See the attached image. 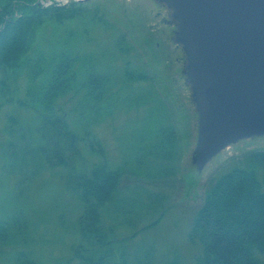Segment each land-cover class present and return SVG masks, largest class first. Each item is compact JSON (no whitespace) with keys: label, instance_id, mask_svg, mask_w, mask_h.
Returning <instances> with one entry per match:
<instances>
[{"label":"rangeland","instance_id":"374dc122","mask_svg":"<svg viewBox=\"0 0 264 264\" xmlns=\"http://www.w3.org/2000/svg\"><path fill=\"white\" fill-rule=\"evenodd\" d=\"M51 2L63 8L62 22L45 17L33 28L23 57L28 67L5 79L12 102L0 99V264L121 257L143 264L147 255L150 264L174 258L195 264L200 246L189 231L207 187L264 151V135L239 136L199 160L197 108L165 7L150 0ZM66 57L75 60V83L55 104L74 140L47 138L49 152L37 106L22 108L18 100L25 98L31 66L41 69V84ZM95 75L107 80L101 96L84 86ZM94 166L121 174L119 191L100 207V243L80 236L83 206L69 188ZM257 174L262 180L260 168Z\"/></svg>","mask_w":264,"mask_h":264},{"label":"trees","instance_id":"16d2710c","mask_svg":"<svg viewBox=\"0 0 264 264\" xmlns=\"http://www.w3.org/2000/svg\"><path fill=\"white\" fill-rule=\"evenodd\" d=\"M63 8H41L34 0H0V99L11 103L5 79L8 73L28 67L24 55L29 46L33 28L45 17L63 20ZM74 59L66 57L51 69L44 83L37 84L41 69L31 66L25 98L18 100L19 107L37 106L40 122V138L49 142L74 140L68 128V117L60 113L55 102L73 89ZM106 78L95 75L84 86L101 96ZM36 109V108H35ZM36 109V110H37ZM47 139V140H46ZM46 140V141H45ZM171 145V136L165 141ZM171 141V142H170ZM163 146L167 147V143ZM47 145V143H46ZM48 143L49 152L52 151ZM166 159L164 150H161ZM61 163V162H60ZM262 180L258 178V169ZM121 174L103 166H94L88 174L77 177L69 188L82 203L83 211L78 220L82 238L100 243L103 229L100 225V207L110 202L119 191ZM152 226V224H150ZM189 237L200 246L195 264H264V151L251 153L244 166H235L220 173L207 187L204 199L193 218ZM78 253L75 252V254ZM88 262L91 259L86 258ZM146 261V263H145ZM150 264L145 258L143 264ZM142 263V262H141ZM93 264H130L125 257L116 261H96ZM167 264H182L177 258Z\"/></svg>","mask_w":264,"mask_h":264},{"label":"water","instance_id":"95a60500","mask_svg":"<svg viewBox=\"0 0 264 264\" xmlns=\"http://www.w3.org/2000/svg\"><path fill=\"white\" fill-rule=\"evenodd\" d=\"M150 2L169 12L171 42L197 108L199 160L239 136H263L264 0Z\"/></svg>","mask_w":264,"mask_h":264},{"label":"built area","instance_id":"2783aa9c","mask_svg":"<svg viewBox=\"0 0 264 264\" xmlns=\"http://www.w3.org/2000/svg\"><path fill=\"white\" fill-rule=\"evenodd\" d=\"M39 1V4H43V3H47V4H50L51 1L50 0H38ZM58 1V0H57Z\"/></svg>","mask_w":264,"mask_h":264}]
</instances>
